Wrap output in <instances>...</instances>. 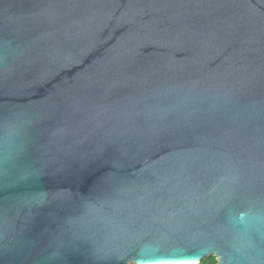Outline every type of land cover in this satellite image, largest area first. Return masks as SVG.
<instances>
[{"label":"water","instance_id":"water-1","mask_svg":"<svg viewBox=\"0 0 264 264\" xmlns=\"http://www.w3.org/2000/svg\"><path fill=\"white\" fill-rule=\"evenodd\" d=\"M208 257L264 264V0H0V264Z\"/></svg>","mask_w":264,"mask_h":264},{"label":"snow or ice","instance_id":"snow-or-ice-1","mask_svg":"<svg viewBox=\"0 0 264 264\" xmlns=\"http://www.w3.org/2000/svg\"><path fill=\"white\" fill-rule=\"evenodd\" d=\"M191 258L193 257L186 256L183 254H170L166 256H159V257H156L155 259L165 260V261H180V260L191 259Z\"/></svg>","mask_w":264,"mask_h":264},{"label":"trees","instance_id":"trees-1","mask_svg":"<svg viewBox=\"0 0 264 264\" xmlns=\"http://www.w3.org/2000/svg\"><path fill=\"white\" fill-rule=\"evenodd\" d=\"M200 264H218V261L214 257H208L203 260Z\"/></svg>","mask_w":264,"mask_h":264},{"label":"bare ground","instance_id":"bare-ground-1","mask_svg":"<svg viewBox=\"0 0 264 264\" xmlns=\"http://www.w3.org/2000/svg\"><path fill=\"white\" fill-rule=\"evenodd\" d=\"M159 264H199V259L196 262H175V263H159Z\"/></svg>","mask_w":264,"mask_h":264},{"label":"rangeland","instance_id":"rangeland-1","mask_svg":"<svg viewBox=\"0 0 264 264\" xmlns=\"http://www.w3.org/2000/svg\"><path fill=\"white\" fill-rule=\"evenodd\" d=\"M215 259H217V257H214ZM201 262H199V264H200ZM131 264H134V263H131Z\"/></svg>","mask_w":264,"mask_h":264}]
</instances>
